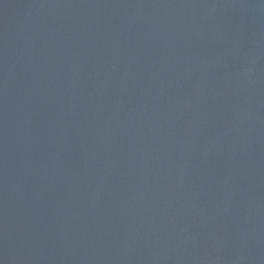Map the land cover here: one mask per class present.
Segmentation results:
<instances>
[{
    "label": "water",
    "instance_id": "obj_1",
    "mask_svg": "<svg viewBox=\"0 0 264 264\" xmlns=\"http://www.w3.org/2000/svg\"><path fill=\"white\" fill-rule=\"evenodd\" d=\"M0 264H264V0H0Z\"/></svg>",
    "mask_w": 264,
    "mask_h": 264
}]
</instances>
